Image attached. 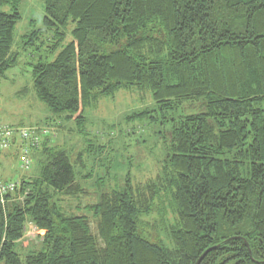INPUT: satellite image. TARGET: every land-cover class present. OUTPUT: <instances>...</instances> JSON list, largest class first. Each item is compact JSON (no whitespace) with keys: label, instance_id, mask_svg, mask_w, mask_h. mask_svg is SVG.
<instances>
[{"label":"trees","instance_id":"16d2710c","mask_svg":"<svg viewBox=\"0 0 264 264\" xmlns=\"http://www.w3.org/2000/svg\"><path fill=\"white\" fill-rule=\"evenodd\" d=\"M19 2L0 0V76L16 61ZM44 5L29 44L45 34L55 53L32 67L52 124L82 122L84 108L122 90L156 107L143 104L127 118L152 122L160 111L165 119L184 101H201L205 111L170 119L153 178L127 176L74 208L67 200L87 190L66 152L49 145L50 124L36 127L47 130L29 146L39 171L21 176L0 204V264H195L215 245L197 264H264V0ZM29 222L44 232L23 246Z\"/></svg>","mask_w":264,"mask_h":264},{"label":"rangeland","instance_id":"374dc122","mask_svg":"<svg viewBox=\"0 0 264 264\" xmlns=\"http://www.w3.org/2000/svg\"><path fill=\"white\" fill-rule=\"evenodd\" d=\"M2 8L11 11L10 6ZM17 10L20 18L12 30L10 50L15 53L16 61L0 76L1 122L16 127L50 124H47L52 130L49 145L66 152L74 169L75 180L87 190L81 197L67 200L72 208L77 200L84 205L95 201L103 190L122 186L127 176L131 182H144L153 178L159 172L171 139L170 119L204 112L203 103L198 100L184 101L173 112L165 113V119L160 111L152 112L155 119L148 122L146 117L127 116L132 111L141 110L143 104L156 108L153 101L147 95L141 99L140 93L135 90H122L113 97L100 99L92 107L84 108L82 122L73 116L61 121L58 127L50 122L53 115L37 97L32 79L33 65L39 60L49 62L55 55L48 50L49 40L45 34L29 44L30 33L42 27L44 0H20ZM8 152L7 156L4 155L5 159L0 156L2 177L20 179L23 175L28 177L39 171V158L34 153L31 155L33 161L30 170L21 172L16 154L13 150ZM43 232L29 222L22 245L38 240V234Z\"/></svg>","mask_w":264,"mask_h":264},{"label":"built area","instance_id":"2783aa9c","mask_svg":"<svg viewBox=\"0 0 264 264\" xmlns=\"http://www.w3.org/2000/svg\"><path fill=\"white\" fill-rule=\"evenodd\" d=\"M46 129L36 127H16L2 123L0 120V153L12 150L16 145V140L21 142L17 152V164L21 172H28L31 168L32 160L30 159L29 146L37 144L39 134H46ZM20 179L1 178L0 176V204L4 203L6 194L13 192L18 186Z\"/></svg>","mask_w":264,"mask_h":264},{"label":"water","instance_id":"95a60500","mask_svg":"<svg viewBox=\"0 0 264 264\" xmlns=\"http://www.w3.org/2000/svg\"><path fill=\"white\" fill-rule=\"evenodd\" d=\"M217 246H218V245L211 246V247L207 248L206 250H204V252L199 256V258H198V260L196 261L195 264H197V263L200 261V259H201V258H202V257L208 252V251H210V250H212V249H215Z\"/></svg>","mask_w":264,"mask_h":264},{"label":"crops","instance_id":"0c3cea01","mask_svg":"<svg viewBox=\"0 0 264 264\" xmlns=\"http://www.w3.org/2000/svg\"><path fill=\"white\" fill-rule=\"evenodd\" d=\"M8 153H9V152L7 151V152H5V153H2L0 156H2V157H4V155L7 156ZM6 156H5V157H6ZM5 157H4V159H5Z\"/></svg>","mask_w":264,"mask_h":264}]
</instances>
